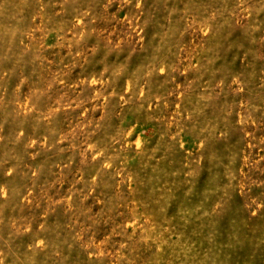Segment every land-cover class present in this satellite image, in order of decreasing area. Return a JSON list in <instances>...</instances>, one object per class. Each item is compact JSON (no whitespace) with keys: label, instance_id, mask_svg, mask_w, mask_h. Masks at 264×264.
<instances>
[{"label":"rangeland","instance_id":"1","mask_svg":"<svg viewBox=\"0 0 264 264\" xmlns=\"http://www.w3.org/2000/svg\"><path fill=\"white\" fill-rule=\"evenodd\" d=\"M0 264H264V0H0Z\"/></svg>","mask_w":264,"mask_h":264}]
</instances>
